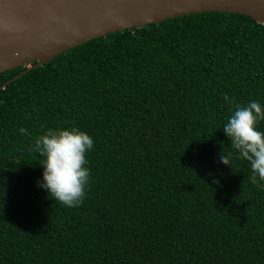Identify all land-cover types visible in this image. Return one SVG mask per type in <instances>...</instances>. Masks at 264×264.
<instances>
[{
    "label": "trees",
    "instance_id": "trees-1",
    "mask_svg": "<svg viewBox=\"0 0 264 264\" xmlns=\"http://www.w3.org/2000/svg\"><path fill=\"white\" fill-rule=\"evenodd\" d=\"M225 96L264 104V24L222 11L93 38L7 84L0 264H264V181L222 129ZM71 127L94 139L74 207L38 186L34 150Z\"/></svg>",
    "mask_w": 264,
    "mask_h": 264
},
{
    "label": "water",
    "instance_id": "water-1",
    "mask_svg": "<svg viewBox=\"0 0 264 264\" xmlns=\"http://www.w3.org/2000/svg\"><path fill=\"white\" fill-rule=\"evenodd\" d=\"M204 11L241 13L264 24V0H0V72L28 66L0 90L93 38Z\"/></svg>",
    "mask_w": 264,
    "mask_h": 264
},
{
    "label": "clouds",
    "instance_id": "clouds-1",
    "mask_svg": "<svg viewBox=\"0 0 264 264\" xmlns=\"http://www.w3.org/2000/svg\"><path fill=\"white\" fill-rule=\"evenodd\" d=\"M225 100L234 104V109L222 129L232 148L250 163L253 183L257 178L264 181V131L258 128L259 122L264 121V104L252 100L241 105L227 96ZM19 132L28 134L24 127ZM93 145V137L79 128L48 129L34 145V150L45 157L40 163L43 173L37 181L38 186L65 206L74 207L82 203L90 176L86 153L92 150ZM220 161L232 166L223 155Z\"/></svg>",
    "mask_w": 264,
    "mask_h": 264
}]
</instances>
